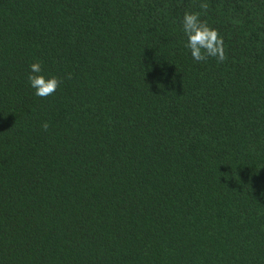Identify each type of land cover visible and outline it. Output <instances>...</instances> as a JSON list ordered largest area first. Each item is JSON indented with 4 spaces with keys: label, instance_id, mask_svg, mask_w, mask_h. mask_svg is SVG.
<instances>
[{
    "label": "trees",
    "instance_id": "1",
    "mask_svg": "<svg viewBox=\"0 0 264 264\" xmlns=\"http://www.w3.org/2000/svg\"><path fill=\"white\" fill-rule=\"evenodd\" d=\"M200 2L0 0V264H264V0Z\"/></svg>",
    "mask_w": 264,
    "mask_h": 264
},
{
    "label": "clouds",
    "instance_id": "2",
    "mask_svg": "<svg viewBox=\"0 0 264 264\" xmlns=\"http://www.w3.org/2000/svg\"><path fill=\"white\" fill-rule=\"evenodd\" d=\"M199 8L206 13L209 4L206 0H201ZM201 12H186L183 17L182 27L187 37L186 47L190 49L191 55L197 62L206 61L209 57L216 58L222 63L227 60L224 47V39L219 31L208 25L207 21L201 19ZM43 69L39 62L30 65L29 83L35 89V95L47 98L54 95L60 87L62 80L53 76L46 78L42 75ZM42 128L47 131L49 124H42Z\"/></svg>",
    "mask_w": 264,
    "mask_h": 264
}]
</instances>
